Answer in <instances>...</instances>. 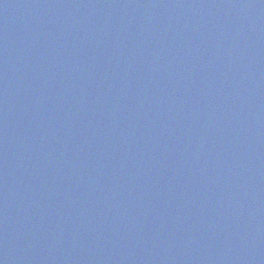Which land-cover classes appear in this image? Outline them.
<instances>
[{
	"label": "water",
	"instance_id": "obj_1",
	"mask_svg": "<svg viewBox=\"0 0 264 264\" xmlns=\"http://www.w3.org/2000/svg\"><path fill=\"white\" fill-rule=\"evenodd\" d=\"M0 264H264V0H0Z\"/></svg>",
	"mask_w": 264,
	"mask_h": 264
}]
</instances>
